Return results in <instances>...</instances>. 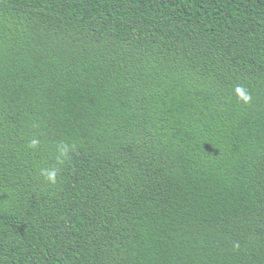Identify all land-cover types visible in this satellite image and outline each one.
<instances>
[{
    "label": "trees",
    "instance_id": "1",
    "mask_svg": "<svg viewBox=\"0 0 264 264\" xmlns=\"http://www.w3.org/2000/svg\"><path fill=\"white\" fill-rule=\"evenodd\" d=\"M0 264H264V0H0Z\"/></svg>",
    "mask_w": 264,
    "mask_h": 264
},
{
    "label": "clouds",
    "instance_id": "2",
    "mask_svg": "<svg viewBox=\"0 0 264 264\" xmlns=\"http://www.w3.org/2000/svg\"><path fill=\"white\" fill-rule=\"evenodd\" d=\"M236 92H237V95H238L242 100H244L246 103H247V102H250V100H251V96L248 95V94H246V92H245L242 88L237 87ZM35 143H36V142L33 141V145H35ZM43 174H45V175L47 176V178H48L50 181H54V179H55V175H56L55 171H46V170H45V172H44Z\"/></svg>",
    "mask_w": 264,
    "mask_h": 264
}]
</instances>
